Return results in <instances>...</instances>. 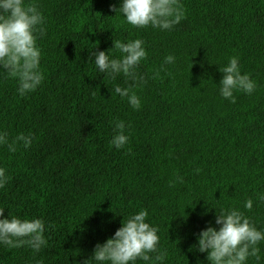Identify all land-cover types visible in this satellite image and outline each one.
<instances>
[{
  "label": "trees",
  "instance_id": "16d2710c",
  "mask_svg": "<svg viewBox=\"0 0 264 264\" xmlns=\"http://www.w3.org/2000/svg\"><path fill=\"white\" fill-rule=\"evenodd\" d=\"M122 2L25 0L44 18V78L21 96L18 80L0 70V133L10 143L32 137L15 152L0 145L8 177L0 219L43 220L47 244L39 252L0 244V264H104L91 259L96 245L142 209L167 252L156 264H210L194 246L202 230L219 229L221 209L264 231V0H179L185 18L171 30L131 26L113 11ZM136 39L147 52L135 69L146 83L131 89L138 110L114 91L131 81L101 73L92 55L119 59L113 41ZM168 55L174 63H164ZM232 57L256 84L251 94L234 91L235 103L219 91V69ZM116 121L128 136L120 149L110 144ZM258 247L260 260L246 264H264V241Z\"/></svg>",
  "mask_w": 264,
  "mask_h": 264
},
{
  "label": "clouds",
  "instance_id": "9594fccd",
  "mask_svg": "<svg viewBox=\"0 0 264 264\" xmlns=\"http://www.w3.org/2000/svg\"><path fill=\"white\" fill-rule=\"evenodd\" d=\"M113 11L122 13L126 22L136 28L152 26L171 30L185 18L179 0H123L120 8H113ZM43 23V15L35 4H26L25 0H0V70L10 78L18 80L17 91L21 96L35 91L44 78L39 70L41 52L37 46V34H45ZM113 45L122 54L121 58L110 59L105 51L93 52L95 65L101 73L113 80L123 74L131 81L129 87L121 88L117 85L114 91L122 98L127 97L131 107L138 110L141 106L140 99L131 89L141 82L146 83L135 71L139 63L147 57L144 41H113ZM174 61L175 57L168 55L164 63L170 64ZM219 70L223 73L219 84L223 98L235 103L234 91L247 94L255 91V82L248 74H241L238 58H230L227 66ZM114 133L110 144L117 149L124 147L128 136L125 135L123 121L115 122ZM18 142H23L24 147L28 148L32 137L21 133L10 143L7 133H0V145H6L10 152L16 151ZM196 172L199 173L200 169H196ZM176 179L183 183L182 177L178 176ZM7 182L5 169L0 168V188L5 187ZM174 184L175 181H170V186ZM260 199L264 201V196ZM252 206L251 199L245 202L248 211L252 210ZM4 210L0 208V217L4 216ZM9 216L10 218L0 219V244L9 248L28 245L35 252H39L47 244L43 220H22L10 213ZM147 217V210L142 209L127 220L123 219L122 226L112 238L102 245H96L91 259L104 264H135L137 259L152 261L153 264L162 262L167 252L159 250V229L147 223ZM215 222L220 225L219 229L209 226L202 230L198 236V245L194 246L201 253L207 252L210 264H246L249 257L260 260L258 244L264 241V231L258 230L250 218L236 209H221ZM153 253L154 257L150 255Z\"/></svg>",
  "mask_w": 264,
  "mask_h": 264
}]
</instances>
